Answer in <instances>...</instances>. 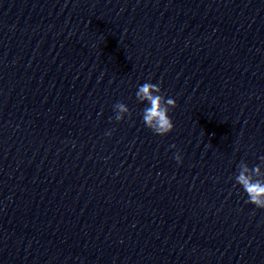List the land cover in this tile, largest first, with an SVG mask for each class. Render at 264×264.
Here are the masks:
<instances>
[{"label": "water", "instance_id": "obj_1", "mask_svg": "<svg viewBox=\"0 0 264 264\" xmlns=\"http://www.w3.org/2000/svg\"><path fill=\"white\" fill-rule=\"evenodd\" d=\"M262 156L264 0H0V264H264Z\"/></svg>", "mask_w": 264, "mask_h": 264}, {"label": "clouds", "instance_id": "obj_2", "mask_svg": "<svg viewBox=\"0 0 264 264\" xmlns=\"http://www.w3.org/2000/svg\"><path fill=\"white\" fill-rule=\"evenodd\" d=\"M136 99L144 107L140 113L141 121L154 135L166 136L173 130V122L169 115L170 111L176 107L175 100L165 97L161 93L158 84L146 81L138 85L135 91ZM114 119L120 122L129 114V109L124 103L113 105ZM106 136H111V131L105 132ZM171 147H175L172 145ZM264 158V156L260 157ZM173 159L179 165L182 160L181 154L177 151ZM259 165L249 168L247 164H241L235 172L232 180L236 186L242 190L246 197V202L257 209H264V180L258 178Z\"/></svg>", "mask_w": 264, "mask_h": 264}]
</instances>
